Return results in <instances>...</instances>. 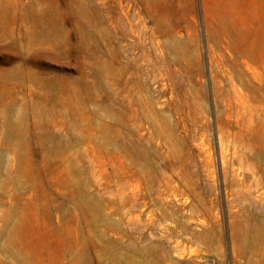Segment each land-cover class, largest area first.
Masks as SVG:
<instances>
[{
    "label": "rangeland",
    "instance_id": "1",
    "mask_svg": "<svg viewBox=\"0 0 264 264\" xmlns=\"http://www.w3.org/2000/svg\"><path fill=\"white\" fill-rule=\"evenodd\" d=\"M0 264H264V0H0Z\"/></svg>",
    "mask_w": 264,
    "mask_h": 264
}]
</instances>
